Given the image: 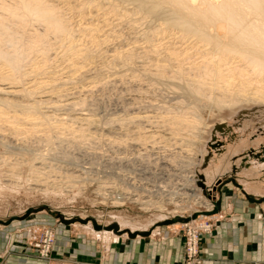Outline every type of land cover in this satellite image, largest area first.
<instances>
[{"label":"rangeland","instance_id":"rangeland-1","mask_svg":"<svg viewBox=\"0 0 264 264\" xmlns=\"http://www.w3.org/2000/svg\"><path fill=\"white\" fill-rule=\"evenodd\" d=\"M3 1L12 0H0V4ZM79 1H47L60 7L73 28L71 41L77 49L53 34L29 42L32 28L41 32L43 25L31 27L32 21L2 14L14 43L30 47L21 62L29 73L15 89L40 84L33 97L44 99L40 110L51 116V122L67 125V130H53L61 141L55 140L52 148L39 147V152L49 156L44 165L54 159L53 166L72 170L86 180L72 185L59 173L49 172V180L58 186L43 193L29 189L27 167L16 169L14 174L24 178L22 189L0 186V264H63L70 257L67 253L73 255L70 264H221L230 260L243 264L240 255H215L222 247L261 244L264 248V108L249 105L237 110V115L227 108L212 113L204 109L200 114L204 125L181 130L177 138L169 129L174 125L171 121L181 113L191 118L186 107L193 105L179 102L186 98L174 84L182 81L172 77L171 71L177 63L187 67L188 61L200 60L197 50L202 48L193 39L181 40L172 28L156 31V19L142 20L122 9L115 14L105 0H98L102 6L88 7L81 15ZM0 33L1 46L11 48L1 28ZM132 48L140 56L136 54L129 64L121 57L110 58ZM174 49L179 56L167 60V53ZM161 57L167 61H160ZM159 62L167 65L163 78L154 74V64ZM38 65L43 70L35 72ZM133 116L137 118L131 120ZM2 125L0 137L6 135L15 146L37 144L35 136L15 134L6 123ZM38 128L42 133L43 127ZM81 132L85 137H80ZM188 132L199 136L200 140H192L197 145L188 146ZM6 152L0 146V156ZM22 152L27 158L26 150ZM1 164L0 182L9 183L6 174L10 170ZM186 177H195L194 189L200 188L210 209L200 204L179 205L181 198L191 201L185 195L190 193ZM119 218L130 219V224H122ZM255 220L259 227L255 228ZM93 232H106L116 239L103 245L93 239ZM81 234L86 239L80 240ZM246 234L251 242H244ZM248 264H264V260Z\"/></svg>","mask_w":264,"mask_h":264},{"label":"bare ground","instance_id":"bare-ground-1","mask_svg":"<svg viewBox=\"0 0 264 264\" xmlns=\"http://www.w3.org/2000/svg\"><path fill=\"white\" fill-rule=\"evenodd\" d=\"M47 1L48 0H12L11 2L3 1V3L1 2L0 4V11L2 12L0 13V28L7 35V41L11 42V48L8 46L2 47L0 44V66L2 67H0V82H3V86L2 84L0 86V130H3L4 127L2 123H6V125H8V130H13L15 134H31L35 136V141H37V144H32V142L24 147L19 144L15 146V144H13L14 141L5 137L6 135L0 137V146L7 151L6 155L0 156V163H2L1 166H7L6 168L10 170V173L8 172L9 174H6L9 177L6 179L9 180V183H2V181L0 182V186L14 190L20 189L21 186L23 187L22 180L24 178H21L22 174L21 176H16L14 173L16 169L19 170L20 167L25 166L28 168V171L30 170L31 172L30 176H28L27 179L25 178L27 185H30H28L29 189L41 191L43 193H47L49 187L58 186L53 185L54 179L49 180V172L59 173L60 178H64L68 184L72 185L84 181L86 178L82 177L80 174H74L75 172H72V170L64 171V169L61 170L60 166H53L51 163L54 159H50L51 163H49V165H44L45 161L49 159V156L48 154L39 152V147L44 145L48 148H52V145L55 144L54 141L60 140L57 131L60 129L67 130V125L57 122V120L55 123L51 122V116L47 115V113L45 114L46 111L43 113L40 110L39 105H42L44 99L35 100L33 98L38 90L41 89L39 87L40 84L36 87L31 85L30 88L29 86H22L15 89L19 85L21 86L24 79L23 77L27 76L29 73L22 69L21 62L25 49H29L30 47L25 46V48H19L14 43L15 39L13 35H11L13 32L10 33L9 30L11 29L4 25V20L7 18L2 14L5 12L10 18L18 21H32L34 23L30 24L31 27H34L35 24L43 25V31L41 32L36 28H32V31L29 33L32 39H30L29 42L33 40H44L47 35L53 34L67 39L69 48L74 47L75 45H73L71 41L74 36L73 28L68 26L60 11V7L48 3ZM105 3L107 4V8L115 14L122 9L125 14L126 12H134V14L138 15L142 20L148 18L156 19V21H159L156 31L160 32L164 29L172 28L177 31L178 38L181 40L193 39L199 45V48H202L199 51L195 48L196 46H193L200 54V60L197 59L198 61L194 62L190 61V63L188 61L189 65L187 64V67L177 63L173 65L171 71L172 77L182 81L181 84L179 83L180 85L174 84L177 89L181 90L186 98V100L179 102L185 105H193L186 107V109L189 110L188 114L191 115V118H184L182 115L185 113H181L173 119L171 118L174 120L171 121L174 124L171 128L165 125L167 128L171 129L172 131H170L175 135H179L181 130L190 131L191 129H200V126L204 125V119L200 117L204 109L212 113L215 110L227 108L231 114L237 115V110L246 108L249 105H257L264 108V0H105ZM129 5L131 9L127 7ZM77 6L79 8V14L83 15L86 8L100 7L102 3L98 0H80ZM77 6L74 5L73 8H77ZM144 38H149L146 33ZM103 39L105 40V38ZM1 41L2 38L0 33V43ZM100 41L98 40V42ZM81 51L82 50L78 53ZM42 53L45 55L47 54L46 52ZM82 53L84 52L82 51ZM186 53H188V51ZM136 54L137 52H134L132 48L124 50L121 54L114 53L110 58L116 60L118 57L119 59L121 57L124 63L129 64L133 61ZM145 54L143 53L142 56ZM167 54V60H171L170 58L176 59V56H179V52H176V50H170ZM80 55L85 56V54L81 53ZM161 58L163 60L160 61H167L166 58ZM75 66L74 69L76 68ZM154 66L155 76L163 78L167 72V65L164 62H159L154 64ZM34 70L35 72H40L43 70V66L38 65ZM43 85L44 84H42V86ZM20 98H22V100ZM24 98H33V101L29 102V100H24ZM79 101L82 103L81 100ZM73 102L74 101H72V103ZM76 104H79V102H76ZM134 116L132 118L130 117V119L133 120L137 118ZM38 127H43L42 133ZM55 128L57 131H53ZM78 130L83 132L80 128ZM138 130L140 129L138 128ZM38 132L41 134H37ZM172 133L170 134L172 135ZM178 135L177 138L180 136ZM76 136L77 135H75V137ZM187 136L188 146L197 145L192 140L194 137L199 139V136L196 137V134L194 135V133L191 132H188ZM80 137L83 138L85 135L82 133ZM19 139H17V141H19ZM23 139L25 141V138ZM187 149H189V147ZM23 150H26L25 153H27V158L22 156ZM218 168L219 167H217L216 170H218ZM42 174L46 176L42 177ZM206 176L209 177V175ZM43 178H45V180H43ZM195 180V177H186L185 181L186 183H190L186 184V189H188L190 193L188 192V194H186L185 192V195L189 198V201L190 199L191 201L185 202L184 200L182 201L181 198V200H179L180 202H176H179L181 206L187 203L200 204L206 209H210L211 205L201 194L200 188H197V191H195ZM52 191L56 193L55 189H52ZM136 200H140V195ZM119 221L122 224H130V219L119 218ZM90 234L94 240L101 242L103 245L107 243L110 238L115 239L114 236L106 232H93ZM83 236L84 239H86V235L83 234ZM83 236L79 239H82Z\"/></svg>","mask_w":264,"mask_h":264},{"label":"crops","instance_id":"crops-1","mask_svg":"<svg viewBox=\"0 0 264 264\" xmlns=\"http://www.w3.org/2000/svg\"><path fill=\"white\" fill-rule=\"evenodd\" d=\"M257 222H258V220H255V223H254L255 228L256 227H259V223H257ZM81 236H83V234L79 235V238ZM246 236L247 237L245 238V241L244 242L245 243L251 242L249 235L246 234ZM83 238H84V236H83ZM65 240H69V239L67 238ZM79 244H80V247H84L85 246V245H83L80 242H79ZM224 248H226V250H224V252H223L222 249H224ZM65 250H66V252H68L67 249H65ZM222 253L224 254V256H225L226 253L227 254H230V255L231 254L240 255L239 260L242 261L243 264H248V261H253V259H258V260L261 259V260H264V248L261 246V244H260V246H257L256 245L255 247L254 246L249 247V246H246V245L241 246V247L233 246L232 248H229V249H227V247H222L219 250V253H216L215 258H219V257L221 258V256H219V255L222 254ZM67 254H70V257H68L67 260H65L66 262L63 263V264H70V261H72L71 258L73 257V255H71V253H67ZM220 263L221 264H236L232 260H230V261H222ZM28 264H30L29 261H28Z\"/></svg>","mask_w":264,"mask_h":264}]
</instances>
